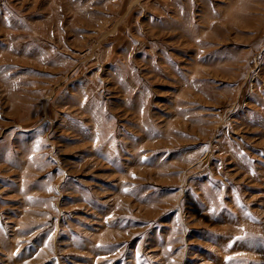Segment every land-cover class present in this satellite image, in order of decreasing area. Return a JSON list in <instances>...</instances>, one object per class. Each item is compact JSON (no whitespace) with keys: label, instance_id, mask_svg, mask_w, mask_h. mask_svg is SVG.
<instances>
[{"label":"rangeland","instance_id":"374dc122","mask_svg":"<svg viewBox=\"0 0 264 264\" xmlns=\"http://www.w3.org/2000/svg\"><path fill=\"white\" fill-rule=\"evenodd\" d=\"M0 264H264V0H0Z\"/></svg>","mask_w":264,"mask_h":264},{"label":"snow or ice","instance_id":"6c2138e0","mask_svg":"<svg viewBox=\"0 0 264 264\" xmlns=\"http://www.w3.org/2000/svg\"><path fill=\"white\" fill-rule=\"evenodd\" d=\"M127 191V190H126ZM237 239H240V238H237Z\"/></svg>","mask_w":264,"mask_h":264}]
</instances>
